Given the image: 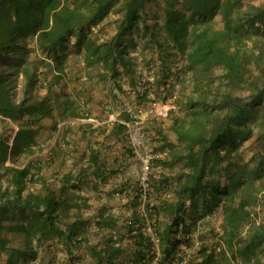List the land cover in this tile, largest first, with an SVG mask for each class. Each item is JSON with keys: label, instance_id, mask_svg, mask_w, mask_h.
Segmentation results:
<instances>
[{"label": "trees", "instance_id": "1", "mask_svg": "<svg viewBox=\"0 0 264 264\" xmlns=\"http://www.w3.org/2000/svg\"><path fill=\"white\" fill-rule=\"evenodd\" d=\"M148 3L161 9L159 19L147 21ZM111 15L115 35L95 38L93 28ZM217 17L221 28L215 27ZM140 32L162 49L164 76L170 75L168 61L180 62L183 72L204 65L221 67L222 73L213 85L197 83L193 93H180L176 105L182 114L176 116L174 110L167 129L155 127L157 151L164 157L153 159L160 170L150 174L147 184L165 198L160 196L155 204L147 201L144 212L142 192L136 193L130 214L122 218L126 234L151 261L153 242L145 231L150 220L159 238L160 264H171L177 250L191 245L176 237L180 228L189 232L219 209L221 234L211 227L214 237L202 239L190 264H264V219L252 221L255 206L264 203V0H0L3 264H32L41 245L54 240L70 254L65 264H75L71 246L81 242H86L94 264H118L122 238L115 241L106 230L117 227L121 217L106 215L105 207L92 217L82 213L89 206L82 186L97 155H91L89 167L76 175L68 171L60 180L41 173L42 163L24 161L46 131L44 119L72 121L80 115V104L54 89L67 80L68 61L79 56L86 69L101 66L118 88L119 66L134 73L135 63L120 50L125 36ZM43 70L53 75L45 88L40 85ZM125 128L118 123L111 133ZM252 139L257 148L245 160L240 150ZM29 183L39 188H29ZM150 195L147 191L146 198ZM93 217L99 231L91 242Z\"/></svg>", "mask_w": 264, "mask_h": 264}, {"label": "rangeland", "instance_id": "2", "mask_svg": "<svg viewBox=\"0 0 264 264\" xmlns=\"http://www.w3.org/2000/svg\"><path fill=\"white\" fill-rule=\"evenodd\" d=\"M243 1L247 4L259 3L261 0ZM161 13V9L154 4L148 3L146 5V18L148 22L159 19L162 16ZM111 17L113 18L114 16L111 15ZM214 24L216 28L222 27L220 17L215 19ZM104 28L106 27L104 26ZM98 29L100 28H93L95 38L102 37L101 34L106 32L105 30H102L101 33ZM180 67V62L172 63L170 65L169 76H164L160 71L158 72L159 77H156L157 74L155 70L152 71V69L156 68L155 65H146L142 59L139 63L137 62V64H134V73L127 71V76L125 78L126 82H129V84L126 86L125 90H121L119 87L116 89L119 90L120 94L123 92L126 97V94L130 95L127 93L130 88L134 87L137 82H142L144 83L142 95L138 94L135 96L134 100L138 99L139 96L142 97L144 92H149L151 95L146 98L149 101L153 97H161L162 93L160 91V86L163 85L162 81L167 79L166 82L169 80L171 83L174 82L175 84H179V97L180 93H193L194 87L197 83H210L213 85L217 82L216 78L222 73L221 67L218 66L199 65L191 72L179 71ZM52 78L53 75L50 71L43 70L40 75V85L43 88L47 87L52 83ZM157 79L159 80L157 81ZM71 80L73 83L70 82L69 84L71 86L75 85L76 81L74 79ZM63 82L67 83L66 81H61L56 84L54 86L55 91L57 90L61 95L62 93L67 94L68 92H70V96L74 95L73 86L72 90H68L67 85L63 84ZM104 89L107 91L106 94L110 95L109 98L112 100L111 102L106 103L108 107L104 109L105 111L103 109H95L91 105L87 106L86 103H84L80 104L78 107L80 115L72 121H66L59 116H57V122L52 119H44L42 124L46 127V131L43 132L38 145L35 146V152L26 157L24 162L30 161L35 163V165L42 163L43 171L41 173L60 180L59 177L68 171H72L73 174L76 175V172L81 167H89L91 155H97L96 162L90 163V166H93V168L89 167L87 171L88 176L86 175L87 177L84 180L85 183L82 186L81 194L84 197H87V203L89 205L87 209L82 211V213L84 216L92 217L91 215L97 213L100 205H107L112 211L113 208H117L113 213L117 217H121L119 221H122V218L128 216L126 214L127 210L130 213L129 205L136 193H139L140 191L142 192L143 196L141 197L140 202L141 209L142 211L144 210V212L146 211L147 201L155 204L160 200V196L165 198L164 193L160 194L159 192H156L154 188L150 189L148 185L144 184L143 174L145 172V165H148L149 167L147 170L148 177L150 174L160 170V168L156 167L153 162V159L156 157H164V154L157 151L158 139L155 127L161 124L164 129H167L171 123V119L168 117L163 121L158 122L144 120V122L139 125L131 123L130 129L126 127L125 130L119 131L118 135L114 134L116 130L111 133L113 131V125L116 127V124H124V122L128 120L126 119V112L124 110L125 106H121V104L118 103L119 98H117V94L112 93L115 88L113 89V86L110 85V87H105ZM174 90L173 87H170L168 94H172ZM86 92H89L90 94L94 92V88H92L90 83L86 87ZM246 94V92L240 93V95ZM63 100L64 98H62L61 102H63ZM134 104L140 103L135 102ZM115 112H118V114ZM175 113L176 116L182 114L178 109ZM104 115H107L105 119L103 117ZM81 119H86V121H82ZM108 119H111V122ZM55 122L57 123L56 131L53 130V124ZM135 133L142 135V143L139 146L133 145ZM167 135L170 138L174 137L169 132ZM52 147L55 150L53 153L50 152ZM256 148L257 146L252 139L244 143L240 153L245 160H249L254 154ZM51 158L54 160L52 164H49ZM55 175L58 176L55 177ZM53 185L55 184L53 183ZM28 187L36 190L39 188V185L29 183ZM147 191L151 193L149 199L145 196ZM108 193L110 195H106ZM159 217V220L164 223L165 220L162 219L164 216L159 215ZM263 219L264 203L255 206L252 211V221L259 222ZM148 222H150V220H148ZM221 223L222 214L221 210L218 209L211 219L201 223L198 227L193 228L191 232L194 237L202 242V239H212L214 236L209 229L211 227L214 228V232L216 233L217 228L221 229ZM91 229L92 228L89 227L88 232L91 235H88V237L91 240L94 238L96 239L94 235L92 236ZM145 231L147 232L146 229ZM14 240V244H18V240L20 241V239ZM86 246V242L77 243V245L72 244L71 250L73 252L72 256L75 264H94V262L90 260V257L87 256V251L85 249ZM190 249L191 258L194 259L198 247H190ZM38 253L39 259L36 261L39 262V264H65L70 258V254L66 252L65 246L55 240L44 242L39 248ZM4 260L5 256L0 257V264H3ZM234 264L241 263L234 262Z\"/></svg>", "mask_w": 264, "mask_h": 264}, {"label": "crops", "instance_id": "3", "mask_svg": "<svg viewBox=\"0 0 264 264\" xmlns=\"http://www.w3.org/2000/svg\"><path fill=\"white\" fill-rule=\"evenodd\" d=\"M114 20H115V16L113 18L109 17L103 23L97 26L98 28H100L98 29L100 32L102 30L106 31L103 34H101L102 37L99 39H109L113 35H115L117 28ZM104 26L106 28H104ZM120 50L128 53L129 56L131 57V60L136 64L137 62L139 63L140 59H143L144 64L150 66L155 65L156 68L152 69V71L155 70L157 74L156 77H159L158 72L162 71L163 65H165L162 63L163 51L154 42H150L149 35H143L142 32L134 33L132 34V36L128 34L127 36H125V42ZM167 64L171 65L172 62L168 61ZM118 71L120 74L118 75V78L115 81H117V83L119 84V88H121V90H125L126 86H128L129 84V82H126V78H125L127 76L126 75L127 72L122 66H119ZM108 75L109 73H105V71L102 69L101 66H97L96 69L95 68L86 69L83 66L82 58L79 56L70 59L66 66V79L68 80V81L66 80L67 82L66 84L68 90H72L74 88L73 89L74 95L70 96V92H68L67 94L68 97H70L69 99H74L78 104L86 103L87 106L91 105L95 109L97 108L98 110L100 109L104 110L105 108L108 107L106 103L112 101L109 98L110 95L106 94L107 91L104 88L110 87V85H112L113 89L114 88L116 89V87H114L115 86L114 80L110 79ZM71 79H74L76 81L75 85H72L73 88L69 84L70 82H72ZM89 83L92 85V88H94V92H92L91 94L89 92H86V87ZM112 93H114V90ZM150 95L151 94L149 92H144V95L142 97L139 96L138 99L134 100L135 98L134 96L126 94L125 97L124 93L122 92L120 95H117V98H119L118 103L121 104V106H125L128 104H134L135 102L140 104L146 103L148 102L146 98H148V96ZM115 113L118 114V112ZM106 195H110V194L108 193ZM103 207L107 208L106 215H113L117 217L113 213V211L115 212L117 208L116 209L113 208L112 211V209H110V207H108L107 205H100L97 212ZM128 213L129 211L127 210L126 214L129 215L130 213L129 214ZM91 220H92V224L90 225V227L92 228L91 229L92 236L94 235V237L98 239L96 232H98L99 230L95 225L94 217ZM125 227L126 225L125 223H123L122 220L118 222L117 227L112 228L111 230L110 228H108L106 230L107 237H112V239L115 241L117 239L122 238V241L120 242L121 252L118 255V260H117L118 264H152L151 261L147 259V257L145 258L143 257L146 252L145 249L138 247L135 243V238L129 237L128 234H126L127 229H125ZM88 235L91 234L88 233ZM90 241L94 242L95 238L92 240L90 239ZM139 248L140 251L138 250ZM190 251L191 249H189V252Z\"/></svg>", "mask_w": 264, "mask_h": 264}, {"label": "built area", "instance_id": "4", "mask_svg": "<svg viewBox=\"0 0 264 264\" xmlns=\"http://www.w3.org/2000/svg\"><path fill=\"white\" fill-rule=\"evenodd\" d=\"M142 59H140L141 61ZM178 66V64H177ZM173 84V85H172ZM170 87H173L175 90L172 94H168V90ZM179 84H175L174 82L171 83L169 80L164 83L162 86H160V91L162 93L161 97H153L148 102H146L143 105L140 104H128L125 105V112L129 115V120L124 122L126 127L130 129L131 123L134 125H139L144 122V120H151V121H163L166 119L169 114L177 110L178 107L176 105V99L178 97L179 92ZM144 89V83L137 82V84L130 88L127 93H129L132 96H137L138 94H142V91ZM114 93L117 95H120L119 90L114 89ZM110 118V116H109ZM82 121H86V119H81ZM110 121V119H108ZM142 143V135H139L137 133L134 134L133 139V145L139 146ZM148 165H145L144 167V174H143V181L144 184H147L148 176H147V170ZM146 196V193H145ZM170 195H168L169 197ZM212 216H207V219H211ZM147 233L150 235L151 240L153 242V248L150 252V255H152L151 263L152 264H160V260L162 258V253L159 246V238L155 234L153 227L151 224L147 221L146 228ZM221 229H216V233L218 235L221 234ZM178 239L181 240H187L190 241V246L187 248L185 246H182L179 250L176 251V253L173 255L172 263L171 264H190L191 262V255L189 252L190 247L191 248H197L201 245V241L194 237L191 231L189 232H182L181 228L179 230V233L176 236ZM33 264H39V262H34Z\"/></svg>", "mask_w": 264, "mask_h": 264}]
</instances>
